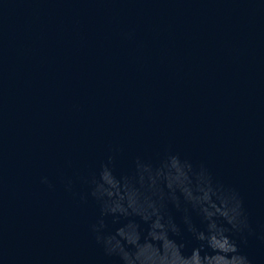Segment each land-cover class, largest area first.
Returning a JSON list of instances; mask_svg holds the SVG:
<instances>
[{
    "label": "water",
    "instance_id": "water-1",
    "mask_svg": "<svg viewBox=\"0 0 264 264\" xmlns=\"http://www.w3.org/2000/svg\"><path fill=\"white\" fill-rule=\"evenodd\" d=\"M173 154L239 195L229 235L264 264V0H0V264H121L92 225L148 224L101 217L89 181Z\"/></svg>",
    "mask_w": 264,
    "mask_h": 264
},
{
    "label": "clouds",
    "instance_id": "clouds-1",
    "mask_svg": "<svg viewBox=\"0 0 264 264\" xmlns=\"http://www.w3.org/2000/svg\"><path fill=\"white\" fill-rule=\"evenodd\" d=\"M111 163L109 156L100 166L99 179L93 176L89 181L101 217L112 216L115 223L120 217L136 216L148 229L142 240L139 224L129 220L114 234H104L105 223L99 219L92 232L105 255L118 256L121 264H251L229 235L248 229L242 201L234 190L214 184L206 168L194 169L173 154L155 169L137 160L133 177L117 179ZM41 182L47 184V178ZM66 187L70 190L71 181ZM165 201L184 213L186 231L198 242L187 254L183 240L169 235L181 237V228L164 211ZM189 209L201 217L203 229L192 222Z\"/></svg>",
    "mask_w": 264,
    "mask_h": 264
}]
</instances>
